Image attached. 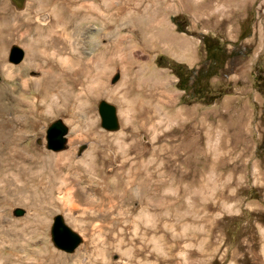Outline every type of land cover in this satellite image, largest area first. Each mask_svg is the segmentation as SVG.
Masks as SVG:
<instances>
[{
	"label": "rangeland",
	"instance_id": "rangeland-1",
	"mask_svg": "<svg viewBox=\"0 0 264 264\" xmlns=\"http://www.w3.org/2000/svg\"><path fill=\"white\" fill-rule=\"evenodd\" d=\"M0 2V90L5 93L0 121L12 119L6 129L27 155L68 154L58 162L64 185L51 194L34 179H20L10 188L4 184L0 228L7 235L0 237V264H23L18 256L25 264H264V95L256 81L264 78V0H112L109 6L103 0ZM174 16L186 20L182 32L171 22ZM244 20L248 36L238 41ZM47 30L49 42L57 40L61 51L40 47L48 66L42 57L22 75L6 78V67L23 64L26 45ZM199 35L217 37L228 52L238 53L209 80L227 94L208 106L184 104L175 76L156 63L162 56L199 67L205 57ZM14 47L23 52L18 64L8 61ZM99 52L110 69L98 73L95 97L83 102L61 95L72 82L83 93L97 72L90 67L84 79L75 72ZM59 56L68 59L63 71ZM45 70L62 74V87L58 78L49 83L50 91L45 79L36 87ZM110 89L115 90L111 96ZM45 92L50 96L44 99ZM100 101L115 107L117 130L100 127ZM177 110L180 117L172 119ZM55 120L68 129L65 147L57 152L45 147V131ZM188 133L190 158L181 142L175 161L173 147ZM84 161L92 166L79 164ZM55 215L80 237L71 253L51 242ZM10 240L25 246V253L7 259ZM42 248L47 260L27 252Z\"/></svg>",
	"mask_w": 264,
	"mask_h": 264
},
{
	"label": "bare ground",
	"instance_id": "bare-ground-1",
	"mask_svg": "<svg viewBox=\"0 0 264 264\" xmlns=\"http://www.w3.org/2000/svg\"><path fill=\"white\" fill-rule=\"evenodd\" d=\"M13 1H14V4L17 6V4H16V1L17 0H13ZM103 1H104V3L107 4V6L111 5V2H112V0H103ZM1 2H0V4H1ZM126 2H127V0H123V3H126ZM91 8L92 9L95 8V7H93V3H91ZM1 11H2V9L0 8V13H2ZM118 14H122V13L121 12H118ZM36 33H38V32H36ZM48 35H49L48 30H47V32L45 31L44 33H39L38 39H36L32 43H29L28 45H26V48H27L26 49V52H27V54H26L24 63L21 64V65H19V66H17V67H11V66L10 67L9 66L6 67V70H5V76H6V78H13L14 76L22 75L25 68H27V67L28 68L29 67L30 68H33L34 66H36L35 63H37L38 60H41L42 61V57L44 59V62L42 61L41 64H44L43 66H48V65H45V64L48 63L47 62L48 55L46 54V57L40 55L38 53V49L40 47H45V46L48 48V46H49V47H51L53 53H55V52L58 53V51H61L59 47H57V50H56V46H58L57 40H52V42L50 43L49 42L50 39H48L50 36H48ZM122 38H124V37H122ZM120 41H118V42H120ZM121 42H123V41H121ZM114 46H116V44H114ZM110 48L111 47H107V48L104 47L103 52L108 53L110 51ZM114 49H115V47H114ZM102 54L103 53H100V52L97 53V54H94L93 55L94 62H91L87 66L85 65L82 69H80L79 71L77 70V72H75V76H76L77 79H84V78H86L87 77L86 72L89 71V68L90 67H92L95 70V72H97L96 77L95 76L94 77L93 76L92 77H89V81H88L89 83H87V86L83 89V93L81 91H80L81 93L80 92L77 93L74 90L75 89V87H74L75 84L72 82V84L70 85V87H67L66 86V88H63V90H62L63 94L61 93V95L69 96V97H72L74 99H79L80 101H83V102L85 100H83L82 98H86V99H90V100L93 99L95 97L96 93H98L97 92L98 89H96V87L93 86V83L96 82L97 79H98L97 78L98 77V73L100 72V74H102V75H107V73L109 72V69H110V68H108L109 66L107 64L108 61H107V63H105V62H102L100 60V56ZM52 58H53V56H52ZM66 60H68V59L65 58V57H62V56H59L58 57V63H59L58 67L61 69V71H63V68H65V66H64L63 63L66 62ZM52 61H54V59H52ZM40 67L42 68V66H40ZM68 69H70V68H68ZM42 76L43 77L40 80L35 81L34 84L37 87L38 83L40 84V82L43 79H45L44 80L45 83H46V86H45L46 90L45 91H48L49 90V87L51 86L49 83H51V80L52 79L54 80V79L58 78V81L61 83V87H62V85L64 83V81L62 80V74H60L58 77H55L54 75H50L49 72L45 70V71L42 72ZM107 92H108L109 96H111V93L113 94V92H115V90H111L110 89V91H107ZM2 93L3 92L0 90V116H2V114L4 113V108H5L2 105V103H1V97H2V95L5 94V93L4 94H2ZM49 96L50 95L48 94V92H45L43 98L45 99V98H48ZM163 96L164 97H170L171 95H169L167 92H164L163 91ZM78 97H81V98H78ZM28 101L26 99H18V103L19 102L26 103ZM28 109L30 110V108H28ZM14 110H15V113H16V108ZM180 114H181V112L178 111V110L175 111V112H173L172 119L179 118L180 117ZM14 118H15V116H14ZM14 118H13V120H14ZM11 120L12 119H10L9 121H5L2 118V120L0 121V207H3L2 205H4V203H5V199H2V197H1V194L3 192V188L5 187V185H7V188H10L8 186L12 185L13 183L17 182L20 179L27 178V179H34V180H36L37 182H39V183L42 184V187L41 188L46 193H48V194H51V192H52L51 190H53L56 185L63 186L64 185V176L62 174H60L61 166H60V164H58V162H59V160H62V159L65 160V159L68 158V154H65V153L64 154L62 153V154H59V155H54V156L53 155H49L46 158L45 157L44 158H41V157H38L37 158V157H34V155H27L23 151H19L17 149V147H16V144H14V134H13L12 129H10V130L6 129V125H9L10 126ZM190 122L191 121H189L187 123V125H189ZM181 142H184V144H186L185 152L184 153L186 154L185 157L187 159L190 158L189 156L192 153V146H191V144H192V134L191 133H188L186 136H183V139H181L180 142L177 143L173 147V155L176 156L175 159H174L175 161H177L178 160V157L180 156V155H178L179 154L178 153V150H180L179 148L181 147V144H182ZM180 153H182V152H180ZM18 155H19V158L22 159V161H18V159H17ZM91 161H88V162H86V161L79 162V164L81 166L82 165L83 166H92L91 165V163H92ZM37 164H40L41 165V167H40V168H42L41 170L40 169H36ZM44 168H46L45 170L48 169L46 173L43 171ZM187 176H189V175H187ZM75 196H77V198H79V197H81L83 195L82 194L80 195V193H75ZM1 222H2V216L0 215V226H1ZM43 225H44V223H42V226ZM11 230L14 231V229L12 228V226H11ZM4 234L7 235V233H4V230H2L0 228V237L1 236H4ZM10 236H12V234ZM13 239H15V237ZM9 243H10V247H8L7 259L8 258H11V255H13L15 252H17V253L18 252L25 253L26 247L25 246H21L19 244V241L17 242V240H16V242H15V241H11L10 240ZM45 251L46 250L44 248H42V252L41 253L34 252V251H30V250H28L27 252L29 254H35V253H37L38 254L37 255L38 257H40L39 255H42L41 257H43L44 260H47L46 254H48V253H45ZM0 253H2L1 248H0ZM17 259H18L19 263L25 264V259L24 258L18 256ZM7 262H6V264H11L9 262V260ZM31 264H37V263H31Z\"/></svg>",
	"mask_w": 264,
	"mask_h": 264
},
{
	"label": "trees",
	"instance_id": "trees-1",
	"mask_svg": "<svg viewBox=\"0 0 264 264\" xmlns=\"http://www.w3.org/2000/svg\"><path fill=\"white\" fill-rule=\"evenodd\" d=\"M171 22L175 25L178 32H182L187 25L186 20L180 16L171 17ZM247 20L240 25L238 41L248 36L246 31ZM183 27V28H182ZM203 50L205 53L203 63L197 68H189L186 65L168 61L162 56L157 58L156 63L159 66L167 67L177 79L176 88L183 93L182 102L184 104L200 103L202 105H211L223 95L227 94L222 88L213 89L209 80L223 70L225 63L237 52H228L225 42L211 35H199ZM235 43L234 45H236ZM256 81L260 92L264 95V78L256 76ZM264 108V107H263ZM264 113V109H263Z\"/></svg>",
	"mask_w": 264,
	"mask_h": 264
},
{
	"label": "water",
	"instance_id": "water-1",
	"mask_svg": "<svg viewBox=\"0 0 264 264\" xmlns=\"http://www.w3.org/2000/svg\"><path fill=\"white\" fill-rule=\"evenodd\" d=\"M23 59V52L14 47L11 49L8 61L18 64ZM97 113L100 119V127L107 131L118 129L116 109L106 101H100L97 105ZM68 129L61 120L53 121L45 131V147L47 150L57 152L63 150ZM22 212L19 211L18 215ZM50 238L53 246L65 253L73 252L80 244V237L74 233L60 215H55L51 222Z\"/></svg>",
	"mask_w": 264,
	"mask_h": 264
}]
</instances>
